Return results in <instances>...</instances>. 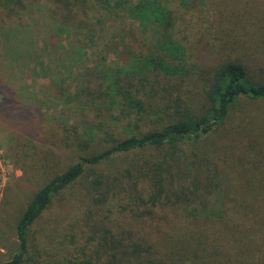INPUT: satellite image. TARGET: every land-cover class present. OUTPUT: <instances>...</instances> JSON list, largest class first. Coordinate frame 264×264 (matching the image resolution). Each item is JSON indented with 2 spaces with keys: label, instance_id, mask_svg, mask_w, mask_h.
<instances>
[{
  "label": "trees",
  "instance_id": "obj_1",
  "mask_svg": "<svg viewBox=\"0 0 264 264\" xmlns=\"http://www.w3.org/2000/svg\"><path fill=\"white\" fill-rule=\"evenodd\" d=\"M40 1L0 0L1 24L14 33L23 16L17 12ZM49 1L55 14L61 11V32L68 31L67 20L79 21L88 2ZM91 1L155 31L151 49L132 46L122 66L88 70L81 88L98 110L118 105L130 114L133 133L107 132L110 146L93 152L86 131L73 124L61 125L59 133L58 123L46 124L42 140L57 141L68 163H59L22 207L14 252L3 264H264V0ZM202 45L208 57H201ZM9 67L0 63V115L28 129L30 138L42 128L40 119L34 126L19 120L5 86ZM63 128L73 129V139ZM11 135L8 148L27 159L30 170L40 175L48 160L58 165L57 146L40 150ZM110 163L120 165L115 175L102 169ZM71 186L86 210L60 242L67 244L69 235L81 246L38 260L30 254L31 226L57 205L54 222L66 229L77 197ZM119 199L120 214L110 217L112 200Z\"/></svg>",
  "mask_w": 264,
  "mask_h": 264
},
{
  "label": "rangeland",
  "instance_id": "obj_2",
  "mask_svg": "<svg viewBox=\"0 0 264 264\" xmlns=\"http://www.w3.org/2000/svg\"><path fill=\"white\" fill-rule=\"evenodd\" d=\"M95 3L88 0L83 7L84 14L78 22L66 21L68 31H59L62 25L58 17L61 15L58 14L61 11L56 10L55 14L53 4L49 0H42L29 5L25 10L18 11L17 15L23 16L17 20L20 24L15 26L14 33H11L13 29L10 25L1 24L0 21V50L1 47L4 48V51H0V63L4 68L6 65L10 66L5 86L10 88L13 100L20 108L18 112L22 114L19 120L29 121L34 126V122L39 118L38 130L42 127L33 134L35 137L32 135L29 138L25 133L28 129L21 131V128L17 127L19 123L8 122L0 115V264L14 252L11 246L15 241L14 221L17 220L29 197L31 198L32 192L40 187L45 177L60 167L59 163L62 166L68 163L66 162L68 158L61 153L65 151L61 150L57 141L54 145L49 140H42L40 133L45 132L46 124L58 123L59 126L56 125L59 127V133H63L60 131L61 125L69 127L74 124L83 130L84 134L86 132L89 134L91 137L89 150L93 152H100L110 146L108 139L104 140L107 138L105 134L107 132L112 137L122 136L123 132L127 135L133 133V119L130 114L118 105H113L112 111L98 110L88 101L90 97L84 94L81 88L86 85L88 70H109L122 66L132 46L133 49L142 47L151 49L152 35L155 31L152 27L138 28V25L121 9L106 7L103 4L100 7L101 5ZM9 36H12V43L11 38L7 42ZM37 44L39 48L36 51ZM200 48L201 57H208L209 52L206 51L209 50L208 47L202 45ZM51 89L54 90L51 92ZM1 93L2 90L0 95ZM2 99L5 98H0V102ZM11 111L16 112V109ZM65 131L73 139V129ZM11 132L27 137L29 146L38 144L40 150L52 145L57 146L58 149L55 147V150L59 156L61 155L57 160L58 165L48 160L51 163L50 167L44 171L40 170V175L38 171L30 170L31 166L27 159H21L20 154L8 148L12 138ZM68 147L69 150L73 148L72 145ZM184 148L187 149V146ZM34 156L37 159V155ZM35 163L41 166L39 161ZM101 166L107 175H115L114 168L120 167L119 164L111 163ZM86 186L90 187L88 183ZM75 188L71 186L69 190L77 196ZM79 188L83 190L82 187ZM80 190L78 192H81ZM78 198L79 196L76 197V201L73 199V205L70 206L66 229L62 228V222L60 225L54 222L56 209L59 208L56 204L44 211L32 224L28 244L31 246L30 254H36L38 260L42 256L43 259L57 258L61 250L73 251L74 246H81L79 245L81 242L78 244L69 242V235H66L67 244L64 242L63 245L60 242L66 231H70V225L74 224L76 218L80 219L86 210ZM208 200L213 206L216 204L215 197L210 196ZM112 201L113 213L110 217L120 214L121 199L117 202ZM97 209L101 210L102 206L98 205ZM3 219L6 220L5 224L2 222ZM75 232L78 234L77 226Z\"/></svg>",
  "mask_w": 264,
  "mask_h": 264
}]
</instances>
